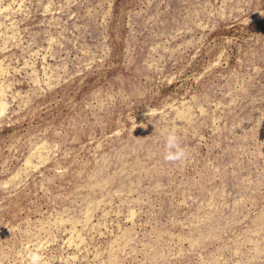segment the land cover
Instances as JSON below:
<instances>
[{
	"label": "rangeland",
	"instance_id": "rangeland-1",
	"mask_svg": "<svg viewBox=\"0 0 264 264\" xmlns=\"http://www.w3.org/2000/svg\"><path fill=\"white\" fill-rule=\"evenodd\" d=\"M30 253L264 264V0H0V264Z\"/></svg>",
	"mask_w": 264,
	"mask_h": 264
},
{
	"label": "clouds",
	"instance_id": "clouds-1",
	"mask_svg": "<svg viewBox=\"0 0 264 264\" xmlns=\"http://www.w3.org/2000/svg\"><path fill=\"white\" fill-rule=\"evenodd\" d=\"M164 156L166 162L174 163L185 157V150L181 146L180 138L174 131L168 132L165 136ZM43 258L37 253H30L27 257V264H42Z\"/></svg>",
	"mask_w": 264,
	"mask_h": 264
}]
</instances>
